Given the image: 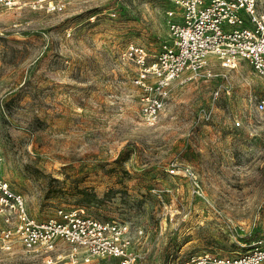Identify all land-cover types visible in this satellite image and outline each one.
I'll use <instances>...</instances> for the list:
<instances>
[{"label":"rangeland","instance_id":"rangeland-1","mask_svg":"<svg viewBox=\"0 0 264 264\" xmlns=\"http://www.w3.org/2000/svg\"><path fill=\"white\" fill-rule=\"evenodd\" d=\"M53 2L62 9L0 0V168L28 214L44 220L82 207L123 222L136 264L251 248L264 234V110L254 106L264 79L248 61L212 62L211 75L172 84L146 124L128 51L142 47L151 61L175 4ZM256 7L264 14V0ZM4 226L0 217V264H62L17 242L5 249Z\"/></svg>","mask_w":264,"mask_h":264},{"label":"built area","instance_id":"built-area-1","mask_svg":"<svg viewBox=\"0 0 264 264\" xmlns=\"http://www.w3.org/2000/svg\"><path fill=\"white\" fill-rule=\"evenodd\" d=\"M35 1L47 10L63 7L53 0ZM171 1L176 10L166 11L168 39L152 60L148 61L149 54L142 47L131 46L128 51L138 66L134 81L142 90L139 116L149 125L155 124L164 109L170 86L211 75L208 66L212 62L233 68L241 60L248 61L264 79V14L257 10L256 0ZM254 106L257 111L264 110V92ZM184 171L190 173L187 167ZM169 172H175L173 166ZM0 217L5 224L1 229L5 249L17 242L24 253L42 255L47 263L91 264L95 259L108 264L137 262L127 224L96 219L82 207L58 208L55 216L35 220L27 212L24 196L2 177L1 168ZM182 264H264V234L237 255H191Z\"/></svg>","mask_w":264,"mask_h":264}]
</instances>
